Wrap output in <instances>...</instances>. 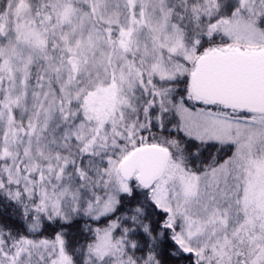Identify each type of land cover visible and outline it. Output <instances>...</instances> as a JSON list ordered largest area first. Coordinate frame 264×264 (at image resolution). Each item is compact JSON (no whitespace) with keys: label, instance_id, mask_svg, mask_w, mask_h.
Segmentation results:
<instances>
[{"label":"snow or ice","instance_id":"snow-or-ice-1","mask_svg":"<svg viewBox=\"0 0 264 264\" xmlns=\"http://www.w3.org/2000/svg\"><path fill=\"white\" fill-rule=\"evenodd\" d=\"M0 264H264V0H0Z\"/></svg>","mask_w":264,"mask_h":264}]
</instances>
